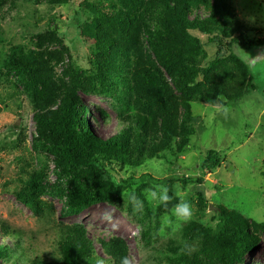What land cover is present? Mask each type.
Segmentation results:
<instances>
[{
  "label": "rangeland",
  "instance_id": "374dc122",
  "mask_svg": "<svg viewBox=\"0 0 264 264\" xmlns=\"http://www.w3.org/2000/svg\"><path fill=\"white\" fill-rule=\"evenodd\" d=\"M173 1L184 21L213 15L226 21L232 31L235 27L240 30V35L236 33L233 38L240 36L245 43L264 38V0H196L195 5L192 0ZM3 2L0 9V246L14 247L15 239L1 234L3 229H8L19 240L23 261L19 264H32L36 258L47 264H61L58 230L74 226L86 231L99 258L107 259L102 244L117 239L126 248L128 264H185L182 257L173 252L179 245L189 246L188 258L196 257V263L219 264L211 252H205L214 248L209 238L183 239L187 227L216 229L224 211L238 226L246 225L257 240L255 250L246 254L244 264H264V47L233 48V53L249 66L254 89H246L235 80V90L245 94L241 101L206 103L205 93L220 81L226 64L216 66L211 80L205 81L200 74L194 86L188 84L187 88L194 87V91L185 89L184 94L178 91L171 75L153 53L146 34L149 28L143 24L149 21V30H155L152 19L158 0ZM112 7L125 10L127 23L118 26L112 20L109 14ZM95 19L97 23L93 28ZM85 31L90 36L85 35ZM189 32L200 45V52L193 56L199 69H206L215 59L226 57L225 48L217 46L213 35ZM95 33L97 41L91 38ZM167 42L165 39L162 51L166 61L171 52ZM100 45L108 46V52L100 50ZM18 46L29 55L30 73L9 76L1 65L10 50ZM112 52H116L115 57L124 59V53L125 58L129 57L126 71L110 63L108 68L99 70L101 63L112 57ZM136 59L142 65L138 73L142 86L130 94L129 99L123 94L131 103L123 100L117 103L112 97L99 94L85 95L78 88L75 91L89 109L87 119L95 134L105 138L123 130L128 123L133 125L131 162L125 157L122 167L114 163L105 165L107 174L116 179H133L130 189L123 190L115 203L97 204L76 216L67 215L64 199L55 196H38L42 203L39 214L17 201L14 192L22 188L35 170L40 171L50 185L56 184L53 157L33 149L37 139L34 116L42 111L33 109L29 97L32 78L44 82L47 98L54 93L52 101L44 108L54 111L63 98V91L69 87L71 67L78 70L81 88L93 87L97 76L103 74L116 81L121 87L117 92L120 94L127 91L122 87L126 77L137 86L130 74L135 71ZM184 59L182 54L180 61L183 63ZM150 73L157 76V80L159 77L155 89L143 82L153 78ZM178 74L179 71L174 72L177 78ZM143 94L147 97L154 94L159 101L151 104L143 96L140 100ZM185 107L189 108L191 121L188 123L190 134L183 145L180 126ZM136 112L142 114L139 126L131 119ZM167 118L172 120L175 132L170 141L163 127ZM139 137L142 139L137 144L135 140ZM209 151L218 153L222 160L219 167L210 172L200 167ZM147 177L161 183L153 184ZM182 178L201 179L202 184H183L177 180ZM157 186L168 189L171 199L166 204L145 198V190L157 189ZM198 191L203 193L206 208L198 205ZM133 194L143 201L135 215L129 201ZM181 201L190 203L193 215L190 222L178 227L172 209ZM11 256L19 258L15 252Z\"/></svg>",
  "mask_w": 264,
  "mask_h": 264
},
{
  "label": "trees",
  "instance_id": "16d2710c",
  "mask_svg": "<svg viewBox=\"0 0 264 264\" xmlns=\"http://www.w3.org/2000/svg\"><path fill=\"white\" fill-rule=\"evenodd\" d=\"M192 1L194 4L189 3L195 5L196 0ZM4 4L3 0H0V9ZM96 9L99 12L100 8ZM124 11L112 7V11L109 13L118 26L121 23H127L128 15ZM187 12L184 13L185 18ZM152 22L155 29L153 32L149 30V21H144L143 23L149 28L146 29L148 43L166 73L171 75V79H173L178 91L183 94L185 89L194 91V87L187 88V85L191 84L194 86L195 80L200 74L203 75L202 77L205 81L211 80L213 73L216 71L214 69L221 63L222 66L223 63L226 64V69L224 68V72L222 71L219 76L220 81L217 85L210 88L207 94L205 93L203 100L206 103L219 101L220 103L236 104L241 101L245 94L235 90V80L243 83L246 89L252 90L255 88L249 66L233 53V48L235 46L242 49L261 48L264 47V38L249 43H245L240 36L233 38L236 33L240 35V30L235 27L232 31L226 21H220L213 15L204 19H194L190 22L184 21L179 8L175 6L173 0H158V6L153 13ZM96 23L97 20L95 19L93 28H95ZM189 31H198L207 36L213 35L217 46L225 48L226 57L215 59L206 69H199V66L194 64L193 56L200 52V45ZM85 35L90 36L88 31H85ZM91 38L95 41L98 40L96 33ZM165 39L168 40L167 43L171 46L168 61L162 55ZM99 49L105 50L106 53L109 47L100 45ZM115 53L112 52V57L108 59L109 61L105 59L101 63L99 70L101 68L105 69L107 64L110 63L113 67H122V71H126L129 57L125 58L126 54L124 53L122 55L124 59H122L119 56L115 57ZM182 54L185 57L183 63L180 61ZM29 59V55L26 56L23 49L18 46L10 50L1 66L5 74L9 76L27 75L30 73L31 61ZM177 62H180L181 65L177 66ZM141 68L140 61L136 59L135 71L134 73L133 70L130 71V74L137 81V86H133L131 79L126 77L122 87L127 88V91L119 94L117 92L121 87L116 81L110 79V76L103 74L97 76V82L93 87L81 88L78 83L80 76L78 70L71 67L69 87L63 91V98L54 111H45L44 109L49 105L48 102L52 101L54 93L53 95L50 93L52 97L47 98L45 96L46 88L44 87V82L32 78V81H30L32 89L29 90V97L32 99L33 109L42 111L34 116L37 139L33 142V149L53 157L56 184L50 185L46 181L45 176L40 171L35 170L29 175L22 188L14 192L17 201L27 205L33 212L39 214L42 210V203L39 201L38 196L40 194L55 196L64 199L67 215L76 216L91 206L101 203H115L123 190L130 189L133 179L128 181L118 180L107 174L105 165L114 163L122 167L126 162V160L124 161L125 157L131 162L132 150L134 149L131 144V138L134 135L133 125L128 123L129 126L123 130L105 138L95 134L91 130L87 119V115L90 114L89 109L76 96L75 91L78 88V91L85 95L99 94L110 96L117 103L122 100L124 103H131L125 97L128 96L129 99L130 94H133L142 86L138 74ZM175 71H179L178 78L174 75ZM125 75L127 76V74ZM150 76L153 78H150ZM150 76H148L150 79L143 82L149 88L155 89L158 85L159 77L157 80V76L154 74L150 73ZM25 84L28 89L27 83ZM149 88L148 91H151ZM142 96L145 97L146 102L149 103L151 101V104L159 101L154 94H151L150 97L143 94L139 97L140 100L143 98ZM122 114L120 113L119 115ZM141 116L140 112H136L131 118L135 120L134 124L136 126L141 124ZM190 121V111L189 108H186L180 126V134L184 135L182 138L183 145L186 144V137L190 134L188 125ZM171 122L170 118L163 122L165 137H169V141L175 137ZM133 137L135 139V136ZM140 139L142 138L139 137L135 140L137 144H139ZM221 161L218 153L209 151L200 167L202 170L214 171L219 167ZM147 178L153 184L161 183L151 177ZM177 180L183 184H202L201 179L182 178ZM197 197L199 207L206 208V200L203 193L198 191ZM220 218V222L214 230L210 228L199 229L196 226L185 228L183 240L193 241L209 238L214 248L206 249L205 252H211V256L215 259L217 258L216 260H218L219 264H244L246 254L255 250L257 240L247 231L246 225L238 226L228 213L222 211ZM1 234L4 238L11 237L15 239L13 248H10L7 244L6 246H0V261L2 264L22 263L19 240L14 238L8 229H3ZM147 234L145 232V235ZM58 240L59 262L61 264H98L101 261L103 264H121V259L126 258V248L117 239H110L107 243L102 244L103 253L107 259L95 256L92 243L87 237L86 231L81 227H61L58 230ZM189 251L188 245H179L174 247L173 252L174 255L182 257V262L185 264H199L196 263V257L188 258ZM12 252H15L19 258H12ZM32 264L47 263L36 258Z\"/></svg>",
  "mask_w": 264,
  "mask_h": 264
},
{
  "label": "clouds",
  "instance_id": "9594fccd",
  "mask_svg": "<svg viewBox=\"0 0 264 264\" xmlns=\"http://www.w3.org/2000/svg\"><path fill=\"white\" fill-rule=\"evenodd\" d=\"M145 198L149 202H158L160 204H166L171 199L168 189L163 186H157V189H146ZM129 201L133 205L132 214L135 215L140 211L143 201L139 200L135 194L129 197ZM172 213L176 217L178 227L182 226L184 223L190 222L193 215L192 207L187 201H181L180 203L176 204L172 209ZM98 264H103V262H98ZM121 264H128V260L126 258H122Z\"/></svg>",
  "mask_w": 264,
  "mask_h": 264
}]
</instances>
